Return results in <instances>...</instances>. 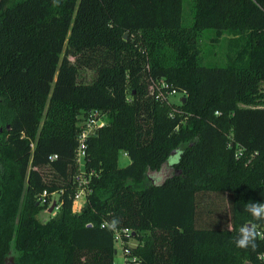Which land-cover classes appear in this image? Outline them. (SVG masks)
<instances>
[{
  "label": "trees",
  "instance_id": "16d2710c",
  "mask_svg": "<svg viewBox=\"0 0 264 264\" xmlns=\"http://www.w3.org/2000/svg\"><path fill=\"white\" fill-rule=\"evenodd\" d=\"M182 8L0 0V264H113V229L130 230L122 264H264V221L246 211L264 203V0H192L190 26ZM204 31L230 37L223 64L204 63ZM158 80L183 101H155ZM90 110L105 124L85 141L75 214L76 136ZM53 194L55 214L38 221ZM200 194L226 196L229 228L197 226ZM246 224L255 249L235 244Z\"/></svg>",
  "mask_w": 264,
  "mask_h": 264
},
{
  "label": "rangeland",
  "instance_id": "374dc122",
  "mask_svg": "<svg viewBox=\"0 0 264 264\" xmlns=\"http://www.w3.org/2000/svg\"><path fill=\"white\" fill-rule=\"evenodd\" d=\"M16 1V0H13ZM191 1L192 0H183V25L190 26L192 22V10H191ZM229 36L223 35L217 41L213 40L212 32L210 31H204L201 32L199 39H198V48L200 50L201 55L204 58V63L209 65H216L219 66L223 64V58L226 52L227 47V41L229 40ZM125 39V36H124ZM70 62H73V58H69ZM78 77L80 81L82 82H89L93 77V72L89 69L82 68L78 70ZM129 93V85L126 83L125 85V95L126 98L128 97ZM181 96L184 98L183 94L180 93ZM165 99L161 102L166 105L171 106H177L176 99L171 96L165 95ZM173 107L170 108V112H172ZM177 160V154L173 156H169L167 159V164L171 165L172 163H175ZM128 160L125 156H123V153L119 152L117 157V166L118 167H124L127 165ZM79 166V165H78ZM78 172V167H76ZM74 174V175H75ZM73 175V176H74ZM56 199V194L51 195L47 200V207L44 209H41L39 213L37 214L38 221H45L50 216H53L56 212L55 207L52 208V210L49 212L50 205L54 202L53 200ZM79 207L77 209H74V213H79L81 209H83L86 206V199L83 197L80 201ZM46 203V201H45ZM44 203V204H45ZM197 203V219L196 224L199 228H211L218 226L221 227H228L229 228V207L226 196L223 195H215V194H200L197 195L196 198ZM43 204V205H44ZM41 205V204H40ZM135 245L134 241H129L128 246L133 247ZM115 248V255L113 264H122L123 257L121 253V247L119 242L114 243ZM245 264V262H244Z\"/></svg>",
  "mask_w": 264,
  "mask_h": 264
},
{
  "label": "built area",
  "instance_id": "2783aa9c",
  "mask_svg": "<svg viewBox=\"0 0 264 264\" xmlns=\"http://www.w3.org/2000/svg\"><path fill=\"white\" fill-rule=\"evenodd\" d=\"M149 94L153 96L154 100L157 102H162L167 96L175 97L176 103L179 104L182 100V96L180 93L176 92L174 89H171L167 84H165L163 81L158 80L152 82V86L149 89ZM105 124V116L101 111L97 110H90L86 112L85 116L82 117V120L80 122L79 126V131L76 136V142L77 146L74 151V163L76 167H78V172L74 176H72L73 183L76 186V192L73 195L72 198V204L77 203L80 201L83 197L86 199V194L88 190L86 189L87 186V176H85L84 171H83V160H84V151H85V141L87 137L90 135H93L98 129L103 127ZM123 156L125 154L123 153ZM55 157L52 156L49 159L53 160ZM79 165V166H78ZM92 173H89V176ZM45 198L46 195L43 192L40 196L37 198V202L41 205L45 203ZM57 209V206L55 207ZM72 209V206H71ZM103 227V225H101ZM130 233V230L127 229H121V230H112V235L114 242H119L120 247H121V253L123 259H125L128 255L129 252L127 249L123 248L122 242H121V235H127ZM132 262L134 259H130Z\"/></svg>",
  "mask_w": 264,
  "mask_h": 264
},
{
  "label": "clouds",
  "instance_id": "9594fccd",
  "mask_svg": "<svg viewBox=\"0 0 264 264\" xmlns=\"http://www.w3.org/2000/svg\"><path fill=\"white\" fill-rule=\"evenodd\" d=\"M248 211L254 220L264 221V203L251 202L247 205ZM259 233L256 230V225H244L240 228L238 238L235 239V244L238 248H256V239Z\"/></svg>",
  "mask_w": 264,
  "mask_h": 264
},
{
  "label": "crops",
  "instance_id": "0c3cea01",
  "mask_svg": "<svg viewBox=\"0 0 264 264\" xmlns=\"http://www.w3.org/2000/svg\"><path fill=\"white\" fill-rule=\"evenodd\" d=\"M79 205H81L79 201L77 203L72 204V209H71L72 213H74V209H77Z\"/></svg>",
  "mask_w": 264,
  "mask_h": 264
},
{
  "label": "water",
  "instance_id": "95a60500",
  "mask_svg": "<svg viewBox=\"0 0 264 264\" xmlns=\"http://www.w3.org/2000/svg\"><path fill=\"white\" fill-rule=\"evenodd\" d=\"M183 101V98H182V100H181V102ZM173 154V153H172ZM54 207V202L50 205V207H49V212L52 210V208ZM246 225H248V226H250V224H246ZM115 253V252H114Z\"/></svg>",
  "mask_w": 264,
  "mask_h": 264
}]
</instances>
